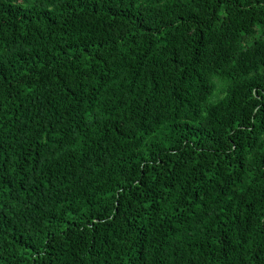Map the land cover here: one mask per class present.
<instances>
[{
  "label": "trees",
  "instance_id": "1",
  "mask_svg": "<svg viewBox=\"0 0 264 264\" xmlns=\"http://www.w3.org/2000/svg\"><path fill=\"white\" fill-rule=\"evenodd\" d=\"M0 264H264V0H0Z\"/></svg>",
  "mask_w": 264,
  "mask_h": 264
},
{
  "label": "rangeland",
  "instance_id": "2",
  "mask_svg": "<svg viewBox=\"0 0 264 264\" xmlns=\"http://www.w3.org/2000/svg\"><path fill=\"white\" fill-rule=\"evenodd\" d=\"M218 85H219V90L217 91V95H218L219 97H221V96H223V95L225 94V93L222 91V82H219Z\"/></svg>",
  "mask_w": 264,
  "mask_h": 264
}]
</instances>
